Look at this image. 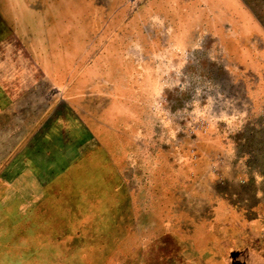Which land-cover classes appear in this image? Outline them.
I'll return each mask as SVG.
<instances>
[{
    "label": "rangeland",
    "instance_id": "obj_1",
    "mask_svg": "<svg viewBox=\"0 0 264 264\" xmlns=\"http://www.w3.org/2000/svg\"><path fill=\"white\" fill-rule=\"evenodd\" d=\"M125 1L0 0V264H264V30Z\"/></svg>",
    "mask_w": 264,
    "mask_h": 264
},
{
    "label": "crops",
    "instance_id": "obj_2",
    "mask_svg": "<svg viewBox=\"0 0 264 264\" xmlns=\"http://www.w3.org/2000/svg\"><path fill=\"white\" fill-rule=\"evenodd\" d=\"M131 2L134 3L133 0ZM213 2L216 3L217 7H219L220 0H213ZM246 2L250 6V10L255 15V18L260 23L262 30H264V0H246ZM112 3L115 4L114 7H112L113 12L110 14V16L107 17V15H105L107 12L100 10L102 13V19L109 20V18H112L118 22L116 27H114L113 30H111L108 34L115 35L119 33L120 30L124 29L127 21L132 22L136 20V18L140 19L139 14L142 8L141 4L136 6L135 10H131L128 6V1L112 0ZM147 4L149 8L148 15L151 13L153 17L165 15L167 19L169 17L173 18V16L177 17L178 15L185 17L186 19L192 18L190 15V13L193 11L192 8H198V6L203 7L202 12H205L206 15L210 14L211 12L204 0H148Z\"/></svg>",
    "mask_w": 264,
    "mask_h": 264
}]
</instances>
